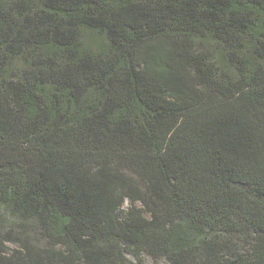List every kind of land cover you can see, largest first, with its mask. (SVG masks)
I'll return each mask as SVG.
<instances>
[{"label": "trees", "instance_id": "1", "mask_svg": "<svg viewBox=\"0 0 264 264\" xmlns=\"http://www.w3.org/2000/svg\"><path fill=\"white\" fill-rule=\"evenodd\" d=\"M0 201V264H264V0H0Z\"/></svg>", "mask_w": 264, "mask_h": 264}, {"label": "rangeland", "instance_id": "2", "mask_svg": "<svg viewBox=\"0 0 264 264\" xmlns=\"http://www.w3.org/2000/svg\"><path fill=\"white\" fill-rule=\"evenodd\" d=\"M137 207L141 208L142 206L137 204ZM129 208L130 203L126 201L123 211L126 212ZM121 216L123 217V215ZM22 224L24 226H19ZM215 230L210 233L206 241L210 249L213 247V251H218L216 256L218 258L215 259L220 261L219 264L233 260L244 251V243L240 238H234L231 242L229 241L230 244H227L226 241H228L229 236H224V234ZM25 241L34 251L39 253L40 250L49 248V244L34 221L10 213L9 208L0 201V250L4 251L6 255L4 257H9L15 251L23 253L21 244ZM213 243L217 244L214 246ZM100 244L112 251L115 264H170L166 259H159L155 263L145 252H136L121 242L111 243L108 238H104ZM197 259L200 260L198 257ZM51 264H57V261L54 260V263ZM197 264H215V261L213 259L206 263L197 262Z\"/></svg>", "mask_w": 264, "mask_h": 264}]
</instances>
